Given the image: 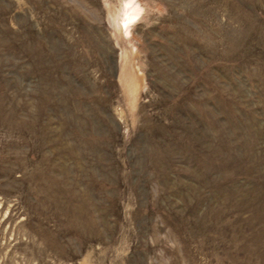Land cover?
<instances>
[{"label":"rangeland","instance_id":"374dc122","mask_svg":"<svg viewBox=\"0 0 264 264\" xmlns=\"http://www.w3.org/2000/svg\"><path fill=\"white\" fill-rule=\"evenodd\" d=\"M125 1L0 0V264H264V0Z\"/></svg>","mask_w":264,"mask_h":264},{"label":"bare ground","instance_id":"6f19581e","mask_svg":"<svg viewBox=\"0 0 264 264\" xmlns=\"http://www.w3.org/2000/svg\"><path fill=\"white\" fill-rule=\"evenodd\" d=\"M121 9H122L121 10L122 12L121 13L119 12L120 15L118 17L119 18L118 19V25L123 29L124 32L127 33L128 28L131 25H133L134 23H136L142 17L143 8L139 5V3L138 4L135 3V0H126L124 2L123 8H121ZM137 80H139V79H137Z\"/></svg>","mask_w":264,"mask_h":264}]
</instances>
